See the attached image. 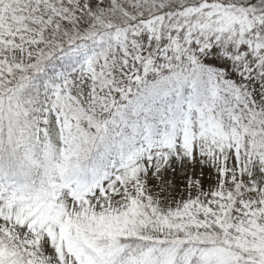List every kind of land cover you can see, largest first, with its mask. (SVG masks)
<instances>
[{
	"label": "snow or ice",
	"instance_id": "6c2138e0",
	"mask_svg": "<svg viewBox=\"0 0 264 264\" xmlns=\"http://www.w3.org/2000/svg\"><path fill=\"white\" fill-rule=\"evenodd\" d=\"M0 264H264V0H0Z\"/></svg>",
	"mask_w": 264,
	"mask_h": 264
}]
</instances>
